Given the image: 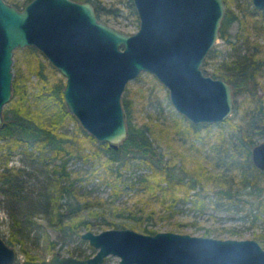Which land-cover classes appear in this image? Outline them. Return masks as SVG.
<instances>
[{
  "label": "trees",
  "instance_id": "obj_1",
  "mask_svg": "<svg viewBox=\"0 0 264 264\" xmlns=\"http://www.w3.org/2000/svg\"><path fill=\"white\" fill-rule=\"evenodd\" d=\"M8 1L22 7L30 0ZM91 1L97 15L105 21L109 14L119 15L121 11L120 7L103 5L101 0ZM225 1L226 13L219 36L231 43L233 51L216 62L212 74L233 85L234 110L220 122H228L238 131L229 142H212L209 160L195 159L190 165L186 160L178 161L180 152L170 137L183 142L191 137L193 144L195 139L205 143L208 140L204 130L220 122L195 123L184 114L171 120L138 121L128 86L122 96L128 135L118 147L109 142L99 143L69 111L63 92L65 77L52 61L36 45L15 49L13 96L5 104L4 122L0 125V192L11 196L14 203L34 199L38 204L37 209L26 211L14 205L7 207L14 228L6 239L10 244L21 245L26 264L46 260L25 245L35 225V212H44L49 226L58 230V238L63 240L76 235L83 240L84 230L97 226L103 229L130 225L156 232L161 229L151 220L157 216L182 229L187 221L173 220L184 209L181 204L190 203L191 208L204 212L224 200L238 199L240 189L250 187L256 196L251 212L253 221L258 218L264 222V170L251 157L252 147L258 142L257 132L264 129V38L259 35L251 39V36L254 31L264 32V8H257L249 0L247 4L239 2V9H235L236 0ZM129 5L136 13L133 0ZM237 21L233 36L230 28ZM219 53L218 46L208 51L203 63L205 71ZM71 122L75 126L70 129ZM18 152L26 158L19 166L10 163ZM73 157L88 165L71 167L69 161ZM30 165L40 179L37 190L26 175ZM97 179L111 187L109 197L89 195L87 186ZM127 192L136 195V200L116 204L117 197ZM157 204L161 205L160 210ZM107 208L112 210L113 217L107 216ZM28 220L25 226L23 222ZM225 228L230 235L238 233L233 227ZM213 231L207 228L204 233ZM253 234L264 243V231ZM56 239H48L51 250ZM76 247L69 248V253L76 254L79 250L77 255H89H83L84 249Z\"/></svg>",
  "mask_w": 264,
  "mask_h": 264
},
{
  "label": "water",
  "instance_id": "obj_2",
  "mask_svg": "<svg viewBox=\"0 0 264 264\" xmlns=\"http://www.w3.org/2000/svg\"><path fill=\"white\" fill-rule=\"evenodd\" d=\"M139 28L126 31L97 15L91 0H30L22 7L0 0V125L12 98L14 50L36 45L65 77L69 111L113 147L128 135L122 96L143 71L170 89L176 109L195 123L220 122L234 110L233 85L206 73L204 60L220 35L225 0H133ZM264 8V0H253ZM251 157L264 170V140ZM82 238L96 248L79 256L55 251L35 264H264V245L254 237L212 236L132 226L87 228ZM16 245L0 235V264H13Z\"/></svg>",
  "mask_w": 264,
  "mask_h": 264
},
{
  "label": "rangeland",
  "instance_id": "obj_3",
  "mask_svg": "<svg viewBox=\"0 0 264 264\" xmlns=\"http://www.w3.org/2000/svg\"><path fill=\"white\" fill-rule=\"evenodd\" d=\"M23 1V0H20ZM103 5H106L109 8L115 9L120 7L121 11H119V15L109 14V21L114 26L118 28L124 29L126 31H136L139 28L140 23V16L133 11L130 7L129 2L130 0H101ZM249 0H236L233 3V7L235 9H239V2L247 4ZM253 2V0H252ZM262 24L264 25V21L262 20ZM238 21L235 22L232 27L230 28V32H233V36L237 32L236 29L238 27ZM258 32L254 31L251 39H254L257 36H263L264 32L261 34H257ZM232 38V34H231ZM214 46H218L221 49V53L215 59H212L208 64V68L206 73L212 74V69L215 67L216 62L221 60L224 55H228V51H233V47L231 43L227 40H224L222 37H218L216 40V44ZM15 51V50H14ZM15 56V53H14ZM14 63V62H13ZM14 69V68H13ZM59 71V70H58ZM61 73V72H60ZM62 74V73H61ZM63 75V74H62ZM213 75V74H212ZM35 79V76H33ZM130 86L131 93L135 100V118L138 121H145L147 119H154L156 120H171L174 116L183 114L179 109H176L172 99L170 98V89L164 84L155 74L151 73L150 71H143L136 77H134L131 81L128 82L126 87ZM125 87V88H126ZM125 90V89H124ZM124 94V93H123ZM243 95H240L239 100H241ZM70 129L73 128L75 125L73 122L70 123ZM259 127H257V130ZM172 135H176V133L172 130ZM238 131L237 128L230 125L228 122L223 123H214L210 126L209 129L204 130V134L207 135L208 142H202V140L195 139V144H193L187 138V141L183 142L180 139L171 138L173 146L176 148L179 154V160H186L187 164L190 165L195 163V159L204 158V160H209L212 156L210 153L211 150V143L212 142H229L234 137V133ZM257 135L258 142L264 140V129L258 131ZM177 137V136H176ZM168 144L165 142V146L167 147ZM170 149V148H166ZM167 150V151H168ZM212 154V152H211ZM24 157V158H23ZM182 157V158H181ZM207 158V159H205ZM26 161L25 156L23 153L18 152L11 158V164L20 165ZM69 165L72 166H87L88 163H84L82 159H77L73 157L69 161ZM31 168V169H30ZM30 169L26 175L27 178L33 182L32 188L39 187L38 184L40 179L35 176V169L32 170V166L30 165ZM89 195L95 197V195H100L103 197H109L111 187L106 183H100L98 179L95 182L88 184L87 186ZM241 194L239 198H235L232 201H225L221 202L219 206L206 210L204 212L199 211L198 209L191 208L190 203L181 204L184 209L174 215V219H184L187 223L179 229L175 225H170L168 223L169 219H165L162 217H156L151 220L152 223L156 225L157 228L160 229H174L177 231H187L190 233H197V234H208L212 236H220V237H254V232L257 231H264V222L261 219L253 221V213L252 210L255 207V200L256 196L251 191L250 187H245L240 189ZM137 196L127 192V194H122L117 197L116 204H128L132 203L136 200ZM36 198V197H35ZM14 199L5 195V193L0 192V235H4L5 237L8 236L9 232H11V228H14L12 214L8 212L7 207L10 205H14L20 208L21 211H26L32 208L37 209L38 204L34 199L20 201V203H14ZM158 209H161V205H158ZM106 210V209H105ZM112 210L107 208V216L113 217L111 212ZM214 212V213H212ZM33 218L35 220L33 230L30 232L31 235L27 236V248H29L32 252H37L43 258H49L55 253V251H61L62 253H69V248H82L84 249L83 255H91L94 254L96 248L90 244L88 240H81L80 236H75L69 238L68 240H63L58 238L59 232L55 228L53 229L49 226L48 220L45 218L44 212H35L33 214ZM30 221L23 222L25 226ZM17 226V225H15ZM233 227L238 233L234 235H230L227 229L224 227ZM211 228V230H215L212 233H204L206 229ZM93 230L97 231L102 229L101 226H97L92 228ZM56 239L55 246L53 250L49 248L48 239ZM259 240V239H258ZM260 241V240H259ZM261 242V241H260ZM264 245V243L261 242ZM15 245V244H13ZM20 244L16 245L18 249V258L15 263L13 264H26L25 263V251L21 250ZM79 250H77L75 255ZM120 256L116 254H109L107 257L105 264H118ZM136 264V263H131Z\"/></svg>",
  "mask_w": 264,
  "mask_h": 264
}]
</instances>
